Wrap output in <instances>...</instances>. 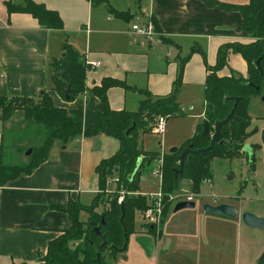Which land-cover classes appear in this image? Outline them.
I'll return each instance as SVG.
<instances>
[{"label":"crops","instance_id":"obj_1","mask_svg":"<svg viewBox=\"0 0 264 264\" xmlns=\"http://www.w3.org/2000/svg\"><path fill=\"white\" fill-rule=\"evenodd\" d=\"M7 1L0 0V94L37 97L46 89L56 106L68 110L82 109L87 116L84 123L86 128L93 123L95 112L104 107L101 98L91 91L104 77L129 81L130 85L126 89L141 94L138 101L140 104L144 95L138 85L129 79L135 73L150 69L152 72L148 74L146 89L154 96H163L172 90L173 76L170 68L173 61L177 63L178 58L188 52L190 47L196 46L195 50L202 53L206 51L209 64L214 65L222 43L232 39H248L242 31L241 13L208 7L203 0H108V3L96 5L91 0H35L59 12L64 22L62 29L42 27L29 13H9ZM227 1L238 4L248 2ZM108 4L127 14L117 17ZM152 17L157 19L161 28L158 44L162 53H158L156 58L159 64L163 61L161 70L167 67L165 73L161 72L157 76L154 74L157 70L153 71V65L157 68L156 59L155 63L153 61L154 48L152 44H146L151 39L140 37L132 29L136 20L144 22ZM160 35L167 37L168 41L161 40ZM66 41L82 53L86 60L100 62V65L88 69L87 89L71 101L53 89L50 67L52 59L62 56ZM201 58L200 53H195L191 60L199 64L197 81L205 85L208 69L207 64L204 68L199 62ZM232 65L237 66L236 61ZM244 67L243 75L247 76L246 62ZM234 70L229 65L220 74L231 75ZM189 75L186 71V80H194ZM124 91L126 93L125 87H112L108 90L112 108L126 109L125 99H120V96L125 98ZM117 96L119 99L116 101L114 99ZM206 107L207 102L205 113ZM203 118L204 123L205 115ZM16 121H25L23 110H16L7 122L0 120V164L4 162L6 129ZM107 137L106 134L82 136L70 142L81 140L79 148H69L70 143L57 141L49 158L32 173L4 185L0 183V264H38L39 257L47 253L50 241L59 236L63 229L70 227L69 213L53 208L52 205L66 207L70 200L87 203L93 199L100 189L96 166L106 157V153L98 154L92 147L96 139ZM95 147H98L97 142ZM214 215L242 220L239 214L237 217ZM171 235L167 249L172 246L182 247L185 242L193 252L200 251L198 237H185L176 232ZM135 236L130 241H134ZM139 248L144 251L141 246ZM196 255V260L202 259L199 253ZM214 258L224 264L219 259L221 257ZM211 260V264H214L213 258ZM217 260L215 264H218Z\"/></svg>","mask_w":264,"mask_h":264},{"label":"trees","instance_id":"obj_2","mask_svg":"<svg viewBox=\"0 0 264 264\" xmlns=\"http://www.w3.org/2000/svg\"><path fill=\"white\" fill-rule=\"evenodd\" d=\"M91 1L94 5L108 3V0ZM204 2L210 7L219 5L226 11L240 12L243 18L242 31L248 39L222 43L218 48L216 63L214 65L207 63L208 74L204 86L207 102L205 120H209V136L202 133L203 123L198 127L194 136L184 142L179 152H168L164 155L162 187L166 194L179 189L184 179L192 182L194 191H199L203 179L210 176L212 157L241 152L246 140L257 132L256 127L249 130L252 120L249 105L251 98L262 95L264 90V0H249L243 4L221 0H204ZM6 6L9 13L31 14L42 27L51 29L64 27L59 12L48 8L42 2L8 0ZM109 9L117 17H124L127 14L125 11L116 10L111 5H109ZM151 20L156 31L160 34L161 28L157 19L152 17ZM160 38L168 41V38L162 35ZM195 49L196 46L193 47V51ZM231 53H239L246 60L247 76L235 71L231 75L220 74L221 69L229 64ZM187 59L182 60V65L186 63ZM50 67L52 68L53 89L64 99L74 100L87 89L86 79L89 66L86 63V58L68 41L64 43L62 56L52 59ZM114 86L129 87L123 80L107 76L102 79L100 84L91 88V91L101 98L104 107L95 112L94 121L87 128L84 126V111L82 109L68 110L56 106L46 89L37 97L0 94V120L7 122L16 110H23L25 121L39 125L44 134L43 137H45L42 143L31 146L33 151L26 162L22 164L2 162L0 164V183L2 185L22 175L32 173L49 158L57 141L67 144L81 136L95 137L101 133L120 140L119 149L98 163L96 173L99 178V187L105 189L108 177L117 172L123 178V187L127 190L123 194V200L120 202V196L115 194L110 200V205L102 212L95 210L100 198H94V202L87 208L73 200H70L66 207L58 204L52 205L53 208L69 213L71 225L50 241L47 253L40 258L38 264H113L109 259L112 261L119 255V249L126 242L125 233L129 238L135 233L136 211L149 207L145 196L129 194V192L140 190L139 183L144 166L161 157L159 152L146 151L143 148L141 133L150 129L147 128L148 125L152 122L155 123L159 115H164L167 119L172 115L182 113L178 102V92L173 90L167 95L154 96L148 89H140L144 98L140 101L138 110L114 109L110 106L107 96L108 90ZM236 98H239L237 106L229 121L222 126L223 138L227 142L216 143L210 150L188 155L183 172L176 175L175 168L180 167L182 150L189 144H193L196 149L209 146L210 135L215 131V122L225 119L231 113ZM134 123L136 124L135 128L128 133ZM250 145L253 151L255 145ZM140 157H142V162L137 169ZM118 187L120 189V182ZM122 207L125 210L123 220H121ZM169 208L170 204H167L164 214ZM85 210L88 211L89 216L83 220L81 212ZM94 226H99L105 235L106 244L104 247H100L103 239L92 231ZM150 231L154 232V229L150 228ZM257 264H264V260L258 261Z\"/></svg>","mask_w":264,"mask_h":264},{"label":"rangeland","instance_id":"obj_3","mask_svg":"<svg viewBox=\"0 0 264 264\" xmlns=\"http://www.w3.org/2000/svg\"><path fill=\"white\" fill-rule=\"evenodd\" d=\"M221 1L230 2L227 0ZM213 7L220 6L216 5ZM138 22L142 21H135V23ZM158 40V34L154 33L151 36V42H146V44H152L154 48L152 51H155L153 53V61L155 63L156 59L157 68H155L152 64L153 71L157 70L154 72L155 76L161 72L165 73L167 70V67L164 70H161L163 61L159 64L156 58L158 57V53L160 55L162 53ZM239 40L241 39H232L230 41ZM193 47H190L188 52L182 54L181 57L178 58L177 63L173 61L174 64L170 68L173 79L171 82L172 90L169 93L173 90H177L178 102L182 113L172 115L166 119L163 133H158L154 130L157 120L155 123L152 122L148 125L147 128L150 129L141 133V139L143 137V148L146 151L159 152L161 157L144 166L145 168L142 172V177L139 183L140 190L133 193L129 192V194L143 195L142 192L146 194L158 192L161 188V181L158 177L152 175V171L159 165V160L164 159V155L169 152V149L172 146L181 147L186 140L194 136L197 131V127L203 124V116L205 115L206 106L205 86L197 81V77H199L200 73V66L191 59L195 53H200L202 58L199 59V62L204 68L207 63L209 64V61L206 51L203 50L204 53L200 50L196 51L197 49L193 51ZM232 54H235L233 58L231 57ZM184 58L188 59L186 63L182 65V60ZM235 61L237 66L232 65ZM245 62L246 60L241 54L231 53L229 57V64L224 68L226 69L229 65H231L237 70H234L235 72L243 75ZM146 71L135 73L133 76L129 77L131 81H134L138 85L136 86L139 89L147 88L148 74L152 71L150 69H147ZM186 71L188 74H191L189 75V78L194 80H186ZM122 80L124 81V78H122ZM124 82L128 86L130 85L129 81ZM125 90V98L120 96V99H125L126 109L138 110L140 107L138 101L141 94L137 91L134 92L132 90H128L126 87ZM115 98L116 99L114 100L117 101L119 96ZM249 113L252 118L249 130L256 127L257 132L252 134L246 140V144L244 148H242L241 152L233 155L225 153L224 155L213 156L210 163V176H208L212 180L209 183H204L202 181L199 191H194L192 189V182L188 179H184L182 180L181 187L171 192L173 195H181L186 189L190 192L196 193L198 196L196 208L183 209L174 213L173 208L176 203L173 201L167 202V204H170V208L167 214H164L162 224L159 226L151 224L147 221L148 219L145 216L147 208L136 211V230L130 238H133L134 235L138 233L142 234L144 232H149L150 228L155 227V231L153 232V238L155 241L153 255H146L144 251L139 248L140 245L137 244L134 238V241H132L133 239H131V241L129 240L128 246L124 251L126 258L122 257L119 253L116 258L112 259V261L109 259L110 262L113 264H211V258H213V263L215 264L217 259L214 257L218 256L221 257L219 259L222 260L224 264H257L264 251V230L246 225L240 217L245 211H250L264 217V142L262 139V132L264 130V102L261 100V95L253 96L251 98ZM86 117L87 116L85 114L84 123L86 122ZM102 134L105 133H101L99 135ZM43 136L44 134L42 133L41 128L34 122H14L12 127L6 129L5 132L3 150L4 162L14 164H22L26 162L29 157L26 153L27 150L31 146L33 147L42 143L45 138ZM107 138L108 139H96L94 147H92L98 154L106 153V157L104 158L113 155L120 146L118 138L110 135H108ZM80 141L81 140L70 143L69 148H79L81 146ZM96 142L98 143V147H95ZM247 144H252L253 146L255 145L252 155L245 150L247 148ZM250 172L254 173L253 178L249 176ZM119 182L120 189L118 187ZM123 182V178L117 172H114L108 177L105 189L100 188L95 193L93 199L87 203L82 201L78 202L87 208L94 202V198H100L99 204L95 210L102 212L110 205V200L115 196V194L120 196V201V198L127 191L123 187ZM213 195L217 197L216 202L218 204L228 203L234 205L237 208L241 221L238 218L230 219L206 212L203 205L207 202L215 203L214 198L212 197ZM147 201L149 203V199H147ZM165 215H167V217ZM88 216V211L85 210L81 212V218L83 220H86ZM164 220H166L165 225ZM163 229L164 232L160 236L159 233L162 232ZM175 232L180 233L185 237H198V244L201 246L200 251L197 253L195 251L193 252L186 246L185 242L182 247L179 246L176 248L172 246L167 249V239L171 238V234ZM198 253L200 254L199 257H202L200 260H196V254ZM212 255L213 257H211ZM41 257L42 256L39 257V260ZM220 262L221 261L217 260L218 264H220Z\"/></svg>","mask_w":264,"mask_h":264},{"label":"water","instance_id":"obj_4","mask_svg":"<svg viewBox=\"0 0 264 264\" xmlns=\"http://www.w3.org/2000/svg\"><path fill=\"white\" fill-rule=\"evenodd\" d=\"M261 100L264 102V90H263V94L261 95ZM239 101V98H236V103L234 106V109L231 111V113L223 120L220 121H216L215 122V131L212 135H210V145L205 147V148H200V149H196L194 148L193 144H189L188 146H186L181 154H180V167L179 168H175V173L176 175H179L183 172V168H184V164H185V160L187 158L188 155H192V154H197L200 153L201 151H207L212 149L216 143H226L227 141L223 138V134H222V126L227 123L229 121V119L231 118L232 113L234 112L237 103ZM143 119H145V116H143ZM152 120H154V117H152ZM136 126V124L134 123L132 125V127L128 130V133L130 131H132V129H134ZM209 120L206 119L204 121V125H203V135H207L209 136ZM262 139L264 142V130L262 132ZM249 152L250 155H252V147L250 144H247V148L245 149ZM33 149L30 147L27 150V155H30L32 153ZM180 151V147L179 146H172L169 149V152L171 153H177ZM142 162V157L139 158L138 160V165H137V169L139 168V166L141 165ZM249 176L251 178H253L254 173H249ZM197 206V202L196 201H189V200H181L179 202H177L173 208V212L176 213L180 210L183 209H194ZM204 210L206 212L209 213H213V214H219V215H225V216H229V217H237L238 215V211L237 208L232 205V204H228V203H219V204H212V203H205L203 205ZM124 214H125V210L124 207H122V217L121 220H123L124 218ZM242 220L244 221V223L250 227L253 228H257V229H262L264 230V217L257 215L253 212L250 211H245L242 213L241 215ZM103 222L104 219H103ZM94 224V222H92ZM92 231L100 236L103 239L102 244L100 245V247H104L106 244V239H105V235L102 233V231L100 230L99 226H94V228L92 229ZM125 237H126V242L125 244L119 249L120 250V254L122 255V257L126 258L124 251L126 250L127 246H128V242L130 240V238L128 237L127 233H125ZM135 241L142 247V249L145 251V253L148 256H152L154 253V249H155V242H154V238L153 236H150L148 234H138L137 236H135ZM170 244V239H167V245L166 247ZM99 263H100V258L98 257ZM264 260V251L259 259V261H263Z\"/></svg>","mask_w":264,"mask_h":264},{"label":"built area","instance_id":"obj_5","mask_svg":"<svg viewBox=\"0 0 264 264\" xmlns=\"http://www.w3.org/2000/svg\"><path fill=\"white\" fill-rule=\"evenodd\" d=\"M132 29L137 34L144 36L148 39H151V36L154 33L159 34L156 31L152 20L134 23L132 25ZM86 63L89 66V69L100 65L99 61L91 60V59H87ZM156 120H157V124L154 126V130L157 131L158 133H163L165 122H166V117L163 115H160V116H157ZM163 161H164L163 159L159 160V162H160L159 165L156 168H154V170L152 171V175H154L155 177H158L161 181L160 190L158 192H153V193H149V194L142 192V194L145 195L147 197V199H149V207L145 211V216L148 219L147 221L151 224H155L158 226L160 224H162V219L164 217V210H165L167 202L173 201L174 203H177L181 200H189V201H196L197 202V200H198V198H197L198 196L196 195V193L190 192L186 189L181 195L180 194L173 195V193L166 194L163 191V187H162V184H163ZM211 180L212 179L207 176L203 179V182L209 183ZM212 197L214 198V201H215V203H212V204H218L216 202L217 197L215 195H213ZM122 200H123V196L120 198V202Z\"/></svg>","mask_w":264,"mask_h":264},{"label":"flooded vegetation","instance_id":"obj_6","mask_svg":"<svg viewBox=\"0 0 264 264\" xmlns=\"http://www.w3.org/2000/svg\"><path fill=\"white\" fill-rule=\"evenodd\" d=\"M152 229H154V231H155V227H152ZM138 234H141V233H138ZM138 234H136V236H137ZM142 234H148V235H150V236H154V233L151 232L150 230H149V232H144V233H142ZM161 234H162V232L159 233L160 236H161ZM160 236H159V237H160Z\"/></svg>","mask_w":264,"mask_h":264}]
</instances>
